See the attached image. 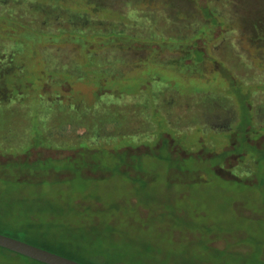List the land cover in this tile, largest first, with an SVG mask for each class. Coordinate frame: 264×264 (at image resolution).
Wrapping results in <instances>:
<instances>
[{
	"label": "rangeland",
	"instance_id": "1",
	"mask_svg": "<svg viewBox=\"0 0 264 264\" xmlns=\"http://www.w3.org/2000/svg\"><path fill=\"white\" fill-rule=\"evenodd\" d=\"M26 147L56 158L28 181L0 171L4 234L74 247L76 212L98 244L247 248L264 233V0H0V159Z\"/></svg>",
	"mask_w": 264,
	"mask_h": 264
},
{
	"label": "trees",
	"instance_id": "2",
	"mask_svg": "<svg viewBox=\"0 0 264 264\" xmlns=\"http://www.w3.org/2000/svg\"><path fill=\"white\" fill-rule=\"evenodd\" d=\"M3 87L4 84L2 83L1 88ZM30 149L29 147H26L18 151L11 150V152L5 154L6 157L2 155L4 156V159H0V171H15L19 169V174L15 177L16 181H28L29 179H32L31 176H37L35 175L37 174V171H35L36 168H33V164L39 161L35 160L36 157L39 159L56 158L54 156L39 155L34 157L31 155L32 152ZM75 154L76 153H74V155ZM54 169L55 168H52L51 170ZM31 172L33 174H30ZM1 176L2 174L0 173V179ZM73 215L75 216V220L73 222L76 223V225L70 227V224L66 223L65 225L67 227L72 228V230L66 231L70 234L76 233L74 240L77 241L79 240L78 235L82 234L80 241H76L74 247H69V244H71L69 240L68 242L66 240H61L60 242L56 240L58 243H54L48 242L43 238L41 240V244H38V246L66 255L86 264H264V255L261 252L260 247L257 250H254L255 248H253L255 243L259 246L258 240L264 236V233L261 232L260 233L262 235L258 233L256 238L248 239L250 242L248 246L253 244L252 249L248 248V246L245 249H240L239 247H232L231 249L225 245H213L211 244L213 238L209 241L204 240V250L198 248L195 249L196 251H193V247L184 248L182 245V247H178L174 245V242L170 239L154 240L148 237H121L117 241L111 238L109 243L102 242L98 244L96 239L99 236L105 235L106 231L101 229V231H99V224L97 223V220L76 214V212ZM30 225L31 224H28V226ZM0 232L2 231L0 230ZM37 233H40V231H37ZM42 234L45 238L48 233L46 231H42ZM13 236L21 238L16 235ZM21 239L30 242L28 239ZM0 247L5 248L2 246ZM98 248H100V252ZM82 249H90V253L87 255H81L78 250ZM7 250L20 256H25L10 249ZM32 260L38 261L35 259Z\"/></svg>",
	"mask_w": 264,
	"mask_h": 264
},
{
	"label": "water",
	"instance_id": "3",
	"mask_svg": "<svg viewBox=\"0 0 264 264\" xmlns=\"http://www.w3.org/2000/svg\"><path fill=\"white\" fill-rule=\"evenodd\" d=\"M0 246L16 251L45 264H86L66 255L59 254L2 232H0Z\"/></svg>",
	"mask_w": 264,
	"mask_h": 264
}]
</instances>
